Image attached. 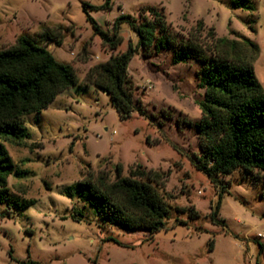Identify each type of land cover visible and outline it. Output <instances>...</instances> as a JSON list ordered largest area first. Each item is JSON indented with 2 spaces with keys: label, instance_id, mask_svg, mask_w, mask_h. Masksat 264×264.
<instances>
[{
  "label": "rangeland",
  "instance_id": "374dc122",
  "mask_svg": "<svg viewBox=\"0 0 264 264\" xmlns=\"http://www.w3.org/2000/svg\"><path fill=\"white\" fill-rule=\"evenodd\" d=\"M85 3L101 8L106 0H0V51L29 38L70 65L79 81L47 109L24 118L29 137L20 145L2 141L24 175L8 177L11 206L0 204V264H264V175L237 169L212 184L191 163L201 156L193 127L204 100L196 74L201 65L194 58L174 65L170 48L138 50L128 75L147 117L134 112L121 120L109 97L87 86L84 77L138 39L123 25L117 50L102 46ZM251 4L248 11L235 9L230 0H110V10L87 13L105 31L122 14L139 19L154 7L166 18L169 42L190 38L207 57L224 52L228 59L251 62L249 40L258 47L252 65L264 89V0ZM198 21L204 24L200 32ZM44 33L52 41L43 40ZM117 165L121 177L137 168L165 177L156 187L170 209L164 229L150 236L102 224L90 206L64 195L68 186L97 174L115 181ZM219 191L224 226L209 218ZM28 200L35 203L25 209L14 204ZM193 210L197 218H191ZM73 214L83 217L78 221Z\"/></svg>",
  "mask_w": 264,
  "mask_h": 264
},
{
  "label": "trees",
  "instance_id": "16d2710c",
  "mask_svg": "<svg viewBox=\"0 0 264 264\" xmlns=\"http://www.w3.org/2000/svg\"><path fill=\"white\" fill-rule=\"evenodd\" d=\"M230 2L235 9L253 10L251 0ZM87 10H110V0H106L101 8L85 3L83 11L102 46L111 52L123 42L120 35L123 25H127L138 39L135 47L128 44L126 51L112 54L107 61L92 66L84 77L87 86L109 97L121 120L130 118L134 112L147 117L140 101L134 98V84L128 75L132 58L147 46L153 45L156 53L170 48L174 65L191 58L201 65L196 74L198 86L204 90V100L199 104L201 117L193 123L201 156L199 159L193 157L192 165L212 184L218 182L219 175L228 176L237 169L264 175V90L252 65L258 55L256 44L246 40L254 50L251 62L228 59L224 52L207 57L190 38L180 44L169 42L166 18L154 7L143 9L139 19L122 14L114 20L110 30L105 31ZM146 13L150 18L145 16ZM203 28V21H198L195 31L200 32ZM214 34L215 30L211 28L209 35ZM41 37L52 41L48 33ZM76 87H79V81L74 69L59 63L46 48L29 38L19 37L12 48L0 51V204L5 202L7 207L11 206L7 200L8 177L21 178L24 175L13 165L2 141L13 140L20 145L29 137L24 118L39 114L59 94ZM115 170V181H110L102 173L97 174L93 179L68 186L64 195L90 206L102 224L117 226L127 232L145 231L150 236L164 229L170 209L156 187L163 186L165 177L141 168L130 171L128 177H121V166L117 165ZM223 194L224 191H219L209 215L213 224L221 226L225 225V221L219 218ZM34 203V200H28L20 205L14 204L18 209H25ZM190 214L191 218L198 217L195 210ZM82 217V214H73L75 220Z\"/></svg>",
  "mask_w": 264,
  "mask_h": 264
},
{
  "label": "crops",
  "instance_id": "0c3cea01",
  "mask_svg": "<svg viewBox=\"0 0 264 264\" xmlns=\"http://www.w3.org/2000/svg\"><path fill=\"white\" fill-rule=\"evenodd\" d=\"M264 90V89H263Z\"/></svg>",
  "mask_w": 264,
  "mask_h": 264
}]
</instances>
